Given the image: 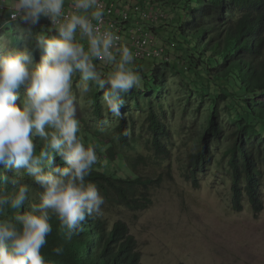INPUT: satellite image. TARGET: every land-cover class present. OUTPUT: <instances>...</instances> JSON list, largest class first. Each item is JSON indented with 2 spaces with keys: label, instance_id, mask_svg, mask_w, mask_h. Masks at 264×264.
Instances as JSON below:
<instances>
[{
  "label": "trees",
  "instance_id": "16d2710c",
  "mask_svg": "<svg viewBox=\"0 0 264 264\" xmlns=\"http://www.w3.org/2000/svg\"><path fill=\"white\" fill-rule=\"evenodd\" d=\"M142 1L145 7L157 3L164 17L171 16L168 24L162 25L164 30H175L174 37H161L168 45L162 57L169 58L153 67L151 74L155 96L160 94L158 90L163 89V78L170 69L184 74L187 85L195 84L198 90L202 89L198 94L209 97L206 100L208 114L200 126H195L191 144L193 152L185 158L182 177L193 188H200V181L214 160L215 147L227 142L225 153L228 155L231 178L232 210L241 212L245 198L253 213L258 215L264 207V0ZM159 27L150 31L156 32L163 28ZM143 28L147 29V26ZM133 31L140 32L141 28H134ZM55 35L58 34L50 36ZM140 61L144 60L136 58L137 65L130 66L144 77L138 63ZM106 69L111 71V67ZM18 91L22 99L23 87ZM101 91L96 93L91 103L95 104L94 109L88 105L87 110L77 115L80 120L78 136L85 147L95 149L98 157L89 176L85 178L86 182L94 183L103 196L118 205L144 210L150 203L141 190L145 186V176L139 174L140 164L145 163V158L123 153L131 145L128 136L131 132L125 130L123 109L116 118V139L107 138L97 127L91 128L93 131L84 127L86 116L102 124L103 113L99 104ZM152 100H149L146 116L149 149L157 159L165 160L171 153L167 142L172 136L166 128V110L161 103L156 104ZM220 103L224 105L222 110L219 109ZM220 111L230 116L231 120L225 121L220 117ZM45 130L52 131L47 127ZM33 143L34 154L39 155L45 150L47 140L36 136ZM129 150H133V147ZM52 155L53 164H49L46 157L40 158L44 172L65 166L61 157L55 153ZM119 169L124 170L123 176L119 175ZM0 177H7L6 180L0 179V192L11 193L20 184L28 186L29 192L21 212L39 203L43 188L35 183L34 177L29 176L25 169L8 170L0 165ZM7 211L0 218L12 219L17 214L16 210ZM51 223L53 231L41 249L45 264L140 263L136 239L123 221L118 220L107 229L101 216L87 218L83 230L71 239L65 238L54 216ZM55 247H61L62 254L57 255L53 251Z\"/></svg>",
  "mask_w": 264,
  "mask_h": 264
},
{
  "label": "clouds",
  "instance_id": "9594fccd",
  "mask_svg": "<svg viewBox=\"0 0 264 264\" xmlns=\"http://www.w3.org/2000/svg\"><path fill=\"white\" fill-rule=\"evenodd\" d=\"M102 1L114 11L108 19L116 23V32L110 28L98 30L94 24L103 21L98 0H7L9 14L4 16L0 32L4 33L7 23L14 26V31L17 26L34 30L44 25L50 38L41 36L36 42V51L41 53L38 63L28 47L0 54V165L8 170L25 169L43 188L39 203L23 212L27 185L15 186L11 193L0 192V217L8 209L17 212L12 219L0 218V264H45L41 249L53 231V216L67 239L83 230L87 218L103 216L106 197L85 179L98 157L95 149L85 147L78 136L80 120L72 91L73 75L79 72L81 95L91 92L93 85L104 90L103 108L120 116L123 95L141 85L140 75L130 66L134 55L124 43L123 33L131 12H145L138 4L140 0L128 2L131 6L125 5L124 10L117 6L118 0ZM133 4L136 7L132 9ZM118 12L125 13L126 19ZM159 15L162 22L164 16ZM146 34L153 36L151 31ZM157 49L151 46V50ZM101 62L99 69L111 67L106 76L97 69ZM22 87L21 99L18 90ZM46 127L52 131L47 132ZM36 136L47 140L39 155L34 154ZM52 153L61 157L65 166L44 172L40 158L46 157L53 164ZM53 251L60 255L63 249L55 247Z\"/></svg>",
  "mask_w": 264,
  "mask_h": 264
},
{
  "label": "rangeland",
  "instance_id": "374dc122",
  "mask_svg": "<svg viewBox=\"0 0 264 264\" xmlns=\"http://www.w3.org/2000/svg\"><path fill=\"white\" fill-rule=\"evenodd\" d=\"M4 1L6 4L0 5L7 6V0ZM132 1L134 0H118L117 6H123L124 10V6H131L127 3ZM138 4H141L145 13L131 12L126 32L123 33L124 43L133 55L148 52L149 45L135 51L136 41L141 35L151 29L153 31V28L159 25L163 28L158 26L161 30L151 31L154 34L150 45L157 47L161 55L158 57L150 55L144 61L138 62L144 75L140 76L141 85L122 97L124 106L121 109L125 116V130L131 132L128 133L131 145L126 147L123 153L145 158V163L140 164L139 174L145 176V186L141 187V190L150 203L146 209L136 210L105 198L102 219L106 222L107 229L118 220L128 225L131 235L137 242L139 264H264V207L262 212L255 215L244 198L243 210L241 212L232 210L231 178L228 171V155L225 153L228 143L223 142L215 147L214 160L200 181V188H193L182 177L185 158L193 152L191 144L195 126H200V122L208 114L206 100H209V97L198 94L202 89L198 90L195 84L187 85L184 74L170 69L163 78L165 81L163 89L158 90L160 94L155 96L151 74L153 67L163 64L162 60L169 58L162 57L163 50L168 45L161 37H174L175 30L172 28L164 30L171 16L162 18L160 22L159 13H163L158 9L157 3L145 7L140 0ZM133 7L136 6L133 4L131 8ZM153 9H157L159 13L152 11ZM134 23L139 24L134 27ZM141 24L149 29L143 28ZM33 28L35 29L25 30L17 26L14 31V26L5 24L4 33L0 32V54L28 47L34 52L35 62L38 63L41 53L36 51V42L41 36L50 37L46 34V26L37 25ZM134 28H141V31L134 33L132 32ZM131 34L133 36L129 40ZM84 44L86 47V41ZM135 62L136 59L133 60V67L137 65ZM107 70L106 68L105 71L102 70L105 76L110 72ZM80 83L79 72H76L73 75L72 91L76 97L77 115L87 110L88 105L90 109H94L95 104L91 103L96 93L101 90L93 85L91 92L81 95L78 88ZM88 83L92 84L91 81ZM103 91L99 97L103 113L102 124L86 116L84 118L87 121L83 120L84 127L88 129L97 127L107 138L116 139L117 116L103 108ZM149 98L153 99V103H161L166 110V128L172 137L167 142L171 153L165 160L157 159L149 149L150 135L146 131ZM223 108V103H220L219 109ZM219 114L225 121L231 120L225 112L220 111ZM194 120H197L196 123ZM131 147L133 150H129ZM123 171L119 169L120 176H123ZM262 203L264 206V195Z\"/></svg>",
  "mask_w": 264,
  "mask_h": 264
},
{
  "label": "built area",
  "instance_id": "2783aa9c",
  "mask_svg": "<svg viewBox=\"0 0 264 264\" xmlns=\"http://www.w3.org/2000/svg\"><path fill=\"white\" fill-rule=\"evenodd\" d=\"M98 3L100 5H102V7H103V21L102 22L97 21L94 24L97 26L98 30L102 31L105 28H110L112 31L116 32L117 31L116 30V23L113 22L112 20L108 19V16H110V15H112L114 13L112 7L111 6H107L102 0H98ZM117 14H118V16L120 18L126 19V14L125 13L118 12ZM11 21H15V20H11ZM49 24L52 27L51 29H54V26L50 22H49ZM152 41H153V38L149 34H145V35H142L141 37H139L138 40L136 41V45L137 46L135 48L136 49L135 51H137L138 49H140L142 47L144 48V47H146L148 45H149V49H148V52L146 51V52L134 54V58H138L139 56H144L143 58H145V57H149L150 55L158 57L160 52H158L157 50H151V46H153V45H150V44L152 43ZM119 43L121 44L120 41H119ZM143 58H141V59H143Z\"/></svg>",
  "mask_w": 264,
  "mask_h": 264
},
{
  "label": "crops",
  "instance_id": "0c3cea01",
  "mask_svg": "<svg viewBox=\"0 0 264 264\" xmlns=\"http://www.w3.org/2000/svg\"><path fill=\"white\" fill-rule=\"evenodd\" d=\"M70 1H72V0H66V3L70 2ZM0 4H6V2L3 0V1H0ZM0 8H3V11L2 12L0 11V24H1V23L4 22L3 21L4 16H7V14H9V9H8V7L6 5H0Z\"/></svg>",
  "mask_w": 264,
  "mask_h": 264
},
{
  "label": "bare ground",
  "instance_id": "6f19581e",
  "mask_svg": "<svg viewBox=\"0 0 264 264\" xmlns=\"http://www.w3.org/2000/svg\"><path fill=\"white\" fill-rule=\"evenodd\" d=\"M148 28V27H147ZM55 30V29H54ZM136 58H134V60H135ZM98 67H102L103 66V63L102 64H99V65H97Z\"/></svg>",
  "mask_w": 264,
  "mask_h": 264
}]
</instances>
